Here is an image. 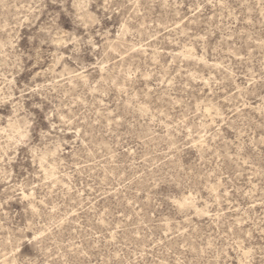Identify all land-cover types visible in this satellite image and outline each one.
Instances as JSON below:
<instances>
[{"label":"rangeland","instance_id":"374dc122","mask_svg":"<svg viewBox=\"0 0 264 264\" xmlns=\"http://www.w3.org/2000/svg\"><path fill=\"white\" fill-rule=\"evenodd\" d=\"M0 264H264V0H0Z\"/></svg>","mask_w":264,"mask_h":264}]
</instances>
